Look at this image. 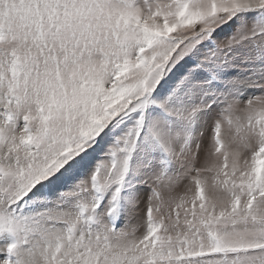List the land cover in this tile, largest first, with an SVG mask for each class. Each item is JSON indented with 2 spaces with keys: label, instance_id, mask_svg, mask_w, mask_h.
Masks as SVG:
<instances>
[{
  "label": "snow or ice",
  "instance_id": "obj_1",
  "mask_svg": "<svg viewBox=\"0 0 264 264\" xmlns=\"http://www.w3.org/2000/svg\"><path fill=\"white\" fill-rule=\"evenodd\" d=\"M0 264H264V0H0Z\"/></svg>",
  "mask_w": 264,
  "mask_h": 264
}]
</instances>
